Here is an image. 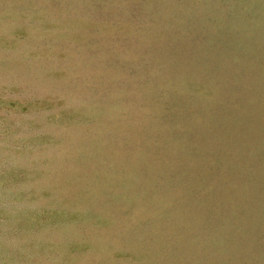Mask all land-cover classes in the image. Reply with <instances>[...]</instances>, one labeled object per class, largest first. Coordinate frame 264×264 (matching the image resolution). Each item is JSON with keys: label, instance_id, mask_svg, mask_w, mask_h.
<instances>
[{"label": "rangeland", "instance_id": "374dc122", "mask_svg": "<svg viewBox=\"0 0 264 264\" xmlns=\"http://www.w3.org/2000/svg\"><path fill=\"white\" fill-rule=\"evenodd\" d=\"M0 264H264V0H0Z\"/></svg>", "mask_w": 264, "mask_h": 264}, {"label": "bare ground", "instance_id": "6f19581e", "mask_svg": "<svg viewBox=\"0 0 264 264\" xmlns=\"http://www.w3.org/2000/svg\"><path fill=\"white\" fill-rule=\"evenodd\" d=\"M226 185V184H225Z\"/></svg>", "mask_w": 264, "mask_h": 264}]
</instances>
